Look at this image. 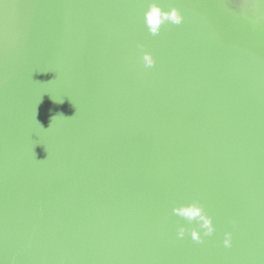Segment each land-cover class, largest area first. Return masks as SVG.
Returning <instances> with one entry per match:
<instances>
[{
    "label": "water",
    "instance_id": "water-1",
    "mask_svg": "<svg viewBox=\"0 0 264 264\" xmlns=\"http://www.w3.org/2000/svg\"><path fill=\"white\" fill-rule=\"evenodd\" d=\"M0 264H264V0H0Z\"/></svg>",
    "mask_w": 264,
    "mask_h": 264
},
{
    "label": "clouds",
    "instance_id": "clouds-1",
    "mask_svg": "<svg viewBox=\"0 0 264 264\" xmlns=\"http://www.w3.org/2000/svg\"><path fill=\"white\" fill-rule=\"evenodd\" d=\"M165 20H170L177 25L184 23L185 15L184 12L179 8H173L170 12L161 13L160 9L156 6H153L151 11L148 13V22L151 27V32L153 35L158 34L160 30V24ZM143 64L145 68H152L156 64V59L151 56H145L143 58ZM202 209H187L185 215L188 217H193L197 214H200ZM201 219L204 220L202 225V231H189L185 228H178L177 238L184 239L190 236L191 240L196 243H203L205 237H211L215 234L216 228L212 222V218L209 217L206 213L201 215ZM233 245V234L232 232H225L223 239V246L225 248H231Z\"/></svg>",
    "mask_w": 264,
    "mask_h": 264
}]
</instances>
